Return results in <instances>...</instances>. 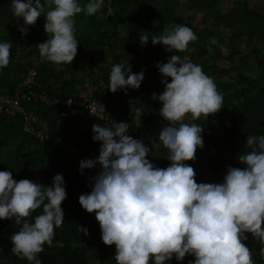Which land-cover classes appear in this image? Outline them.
<instances>
[{"label":"clouds","instance_id":"clouds-1","mask_svg":"<svg viewBox=\"0 0 264 264\" xmlns=\"http://www.w3.org/2000/svg\"><path fill=\"white\" fill-rule=\"evenodd\" d=\"M103 7L104 0H89L83 6L77 0L11 2L14 15L24 20L18 28L22 36L27 35L29 25L45 16L48 39L36 47L42 59L56 65L72 64L77 55L79 42L72 18L81 12L93 16ZM197 39L191 28L174 23L161 35L140 36V44L151 40L153 45L185 52L189 42ZM10 49V43H0V68L9 64ZM221 52L227 55L228 49L221 46ZM155 66L165 78L161 81L165 90L156 97L162 104L159 115L167 125L159 132V143L153 142V149L161 145L167 149L170 165L159 168L146 158L153 149L128 135L129 123L113 121L111 127L93 124L92 140L100 142L99 155L81 160L80 174L97 165L100 170L89 178L91 192L81 194L79 204L95 213L103 243L115 244L116 264H165L173 255L183 261L186 254L195 257L189 264H254L242 241L248 239L245 233H250L262 245L264 256V135L247 137L238 153L244 168L229 166L222 183L198 184L193 167L185 162L195 160L197 148L203 147V128L185 122V117L196 120L216 114L223 107V96L202 66L188 56L171 55L167 63ZM144 75V70L134 73L131 67L115 64L107 89L127 94L129 88H140ZM135 112L139 128L143 110L136 108ZM66 198L62 174L44 186L29 179L17 181L11 171H0V220L14 218L20 226L10 236L15 256L42 264L37 256L45 244L52 246L55 229L63 225L61 204ZM41 208L42 214L32 222V214ZM80 231L88 235L86 228Z\"/></svg>","mask_w":264,"mask_h":264},{"label":"trees","instance_id":"trees-1","mask_svg":"<svg viewBox=\"0 0 264 264\" xmlns=\"http://www.w3.org/2000/svg\"><path fill=\"white\" fill-rule=\"evenodd\" d=\"M11 2L12 0H0V43L11 44L9 64L0 68V89L4 88L11 92L20 74L32 66L35 69V79L40 84L39 89H44L49 98L63 99L78 90L84 79L92 81L93 74L104 61L107 67L100 69L99 77L106 82H109L111 68L115 64L122 63L125 69L131 67L132 72L137 70L136 66H147L143 68L145 75L140 88L129 90L134 96L135 104L146 107L150 112L140 117L139 128L136 127V113L129 116L128 135L143 141L145 146L153 149V142L159 143V132L167 125V121L163 123L161 121L163 117L159 115V110L162 104L156 97L165 90V85L161 82L165 78L155 65L167 63L171 55L183 58L187 51L179 52L162 44L153 45L149 40L148 47L142 52V58L138 51L137 39L142 35L149 37L161 35L165 29L176 23L188 26L198 37L197 40L189 42L188 49L191 52L186 56L194 64L202 66L203 72L214 79L218 92L223 96V107L219 113L226 118L227 128L231 132L228 136H232L228 137L224 151L213 149L210 165L205 166L200 160L185 162L193 167L196 182L198 183L197 172L205 168L210 178L216 183H222L227 168L232 167L228 154H237L238 148L243 151L249 135H264V67L259 47L248 46L247 55L250 61L248 59L246 61L250 68L244 70L242 66L235 65V60H239L237 55L241 52L233 38L225 34L216 36L208 26L198 27L177 10L170 8L176 4L173 0H104V7L95 15L88 16L84 12L76 14L72 19L75 38L79 42L77 55L72 64L62 65L46 62L40 57L39 49L36 47L48 39L44 28L45 16L42 14L35 25H29L27 35L22 36L18 28L24 25V20L14 15ZM41 2L43 3V0ZM77 2L83 6L89 0ZM218 3L219 0H184L182 4L184 9L201 12V15L221 27L236 31L241 38L245 36L248 41L251 38L264 41V12L244 8L238 2L224 12L217 7ZM109 8L112 9L111 15H108ZM120 29L124 32L121 33ZM213 39L217 41L216 44L210 43ZM221 46L228 49L227 55L221 52ZM209 47L212 48L211 52ZM213 56L226 60L229 65L226 68L218 67L216 61H212ZM223 73H227L229 77L227 80L219 79L218 76ZM167 79L171 82V78ZM151 87H154V90ZM159 87L161 88L158 90ZM33 104L35 113L47 119L52 133L58 132L63 135L69 132L70 126L76 120L83 118L82 113H78L77 118H71L72 115L68 113L66 117L63 116L62 126H56L58 113L63 109L55 104L46 105L39 101ZM24 105L30 107L32 104L25 101ZM186 117L185 122L195 123L203 128L201 133L203 147L197 148L195 153V156H200L204 148L211 147V141L215 143V137L206 129L210 119L204 116L196 120H192L190 115ZM70 136L79 140L84 139V136L77 132H71ZM208 137L211 141L209 139L206 141ZM99 148L100 142L96 144L94 155L87 152L77 153L73 147L52 149L49 144L23 132L19 118L0 114V171H11L17 181L20 179H29L37 183L44 181L49 184L48 186L56 174H62L64 179L67 193V198L61 204L64 222L61 227L55 229L52 246L45 244L44 251L38 254L37 258L42 264H116L115 244L107 246L103 243L95 213H88L79 204L80 195L88 193L87 187L89 183L91 184L89 178L97 175L100 170V166L97 165L93 169H84V174L81 175L80 161L98 157ZM167 155V149L161 145L159 149L150 151L146 158L157 167L165 162L171 163L166 158ZM44 166L47 167L48 173L42 179L34 174V170L36 167L43 170ZM39 214H42V208L32 214V222ZM19 228L14 218L7 219L5 223L0 220L1 257L10 264H30L26 258H19L11 252L13 245L10 236L19 231ZM80 228H86L88 235H84ZM245 235L248 239L242 242L250 249L254 264H264V256L260 253L262 245L254 240L250 233ZM194 260V256L186 254L183 261H177L173 255L165 264H189ZM150 264H154V261H150Z\"/></svg>","mask_w":264,"mask_h":264},{"label":"built area","instance_id":"built-area-1","mask_svg":"<svg viewBox=\"0 0 264 264\" xmlns=\"http://www.w3.org/2000/svg\"><path fill=\"white\" fill-rule=\"evenodd\" d=\"M109 82L84 79L82 86L74 93L60 99L58 97L49 98L44 89H39L40 84L35 79L34 67H28L20 74L19 80L13 85L11 92L0 89V114L12 118H19L21 130L40 142H45L52 149L65 147L75 148L77 153L87 152L95 154L96 144L92 140V125L111 127L113 121L128 123L131 114L136 113V108H142L143 114L150 111L146 107H139L135 104L132 92L127 89L118 90L115 93L109 91ZM25 101H30L32 105L26 107ZM39 101L46 105L55 104L63 109L58 113L56 126H62L63 116L69 113L71 118H77L78 113L83 114V118L76 120L69 129V132L59 134L52 133L48 126L47 119L35 113L33 102ZM102 105L104 110H102ZM93 113L95 115H93ZM71 132H77L84 136L79 140L77 137L70 136ZM0 264H10L1 257Z\"/></svg>","mask_w":264,"mask_h":264},{"label":"rangeland","instance_id":"rangeland-1","mask_svg":"<svg viewBox=\"0 0 264 264\" xmlns=\"http://www.w3.org/2000/svg\"><path fill=\"white\" fill-rule=\"evenodd\" d=\"M176 4H174L173 7L170 6L171 9L173 10H177V12H179L181 15H183L184 17L188 18L190 21H192L193 23H195L198 27H202V26H208L211 27L214 35L219 36L221 34H225L227 35L229 38H233L236 45H237V49L240 50V54L237 55V57L239 58V60H235V65L238 66H242L244 70L249 69L250 65L248 63V61H250V57L247 55L248 53V46H254V47H259V52H260V58L262 59V63H263V67H264V41H257L254 38H251L253 40H249L246 39L245 36H243L242 38L238 35V33L234 30H228L225 29L223 27H221L219 24L215 23L214 21H211L208 19V17L201 15V12H196V11H192V10H186L183 7V1L184 0H173ZM239 3L242 7L247 8V9H253L256 10L260 13L264 12V0H219L218 6L220 11H228L231 7L235 6L236 3ZM120 32H124L123 29H120ZM137 44H138V51L140 52L141 57L143 58V54L142 52L145 50V48L148 47V44L141 46L140 44V37L137 39ZM191 51H187L185 52V56L187 55V53H190ZM210 55V54H209ZM214 55V54H212ZM209 60H211L210 56H208ZM235 59H237L235 57ZM248 59V61H246ZM212 61H216L218 67L224 66V68H226L229 63L226 60H221L218 58V56H213L212 57ZM106 61H104L102 64H100V67L98 68V70L93 74L94 75V79L92 80H98L100 79L99 75H100V69L107 67V64L105 63ZM133 62H137V63H141L143 61H133ZM143 67L136 66L135 68L137 70L133 71L134 73H138V71L144 70L143 68H147V66L145 67L144 65H142ZM220 80H227L229 77L227 75V73H223L220 76H218ZM218 79V78H217ZM214 80V79H213ZM161 87L158 88V90ZM152 90H154V87H151ZM210 119V124L206 125V129L208 131V133L212 136H216L218 133H220L222 139L226 140V143L228 142V134L231 133L228 128L227 125H224V121L226 120V118H224V116L222 114L219 113V111L214 114V115H209L208 116ZM188 119V117H186ZM162 123L165 122V120L163 118H161ZM217 123H219V127L216 130L217 127ZM229 131L226 133V131ZM229 138H232V136L230 135ZM208 139L210 140V138L208 137L206 139V141H208ZM231 140V139H230ZM211 141V140H210ZM211 144L213 146L211 147H206L202 150V153L199 155L195 156V160H200L203 162V164H205V166L211 162V156H212V151L213 148L216 147V144H213V141H211ZM13 148H15V145L12 146ZM238 150L237 154L235 153L234 157H232V162L231 165L232 167H239V168H244L245 165H242L239 163L238 161V153L242 152L239 148L236 149ZM214 156V154H213ZM170 163L165 162L164 164H162V166L157 165V167L159 168H166L167 166H169ZM204 166V167H205ZM48 173V169L47 167L44 166L43 170H41V168L36 167L34 170V174L39 175L42 179L46 176V174ZM206 173V174H205ZM208 171L205 170V168H203V173L202 175H205L204 177L202 176H198V184L199 183H209V176L207 175ZM40 183V182H39ZM40 184L44 185V186H48L49 184H47L46 182L42 181ZM88 193L91 192V184H88ZM7 221V219H3V222L5 223Z\"/></svg>","mask_w":264,"mask_h":264},{"label":"crops","instance_id":"crops-1","mask_svg":"<svg viewBox=\"0 0 264 264\" xmlns=\"http://www.w3.org/2000/svg\"><path fill=\"white\" fill-rule=\"evenodd\" d=\"M224 125H227V122H226V120L224 121V123H223ZM218 127H219V123H217V127H216V130L218 129ZM228 131H226V133H227ZM214 144H216V147L215 148H213V149H218V150H221V151H224L225 150V148H226V140H224V139H222V137H221V135H220V133H218L216 136H215V143ZM211 146H213V145H211ZM210 147V146H209ZM208 147V148H209ZM231 152V151H230ZM229 155V158H230V161L232 162V157H234V153H229L228 154ZM232 156V157H231ZM202 162V161H201ZM211 164V162H209L207 165H210ZM202 173H203V170H199V172H197V175L198 176H202V177H204L205 175H202ZM206 174V173H205ZM208 175V174H207ZM209 183H216L215 181H214V179H212V178H210L209 177Z\"/></svg>","mask_w":264,"mask_h":264}]
</instances>
